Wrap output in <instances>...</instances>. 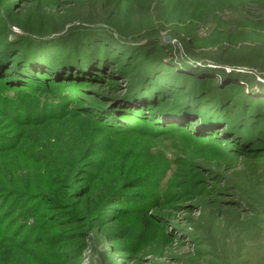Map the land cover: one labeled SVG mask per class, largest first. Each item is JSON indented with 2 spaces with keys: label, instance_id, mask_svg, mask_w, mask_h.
I'll list each match as a JSON object with an SVG mask.
<instances>
[{
  "label": "rangeland",
  "instance_id": "374dc122",
  "mask_svg": "<svg viewBox=\"0 0 264 264\" xmlns=\"http://www.w3.org/2000/svg\"><path fill=\"white\" fill-rule=\"evenodd\" d=\"M263 94L264 0H0V264H264Z\"/></svg>",
  "mask_w": 264,
  "mask_h": 264
},
{
  "label": "trees",
  "instance_id": "16d2710c",
  "mask_svg": "<svg viewBox=\"0 0 264 264\" xmlns=\"http://www.w3.org/2000/svg\"><path fill=\"white\" fill-rule=\"evenodd\" d=\"M81 25H82V23L81 22H83V21H78ZM34 24H36V25H41V24H38V23H34ZM186 50H187V52L191 55V56H193V53H192V50L191 49H189L188 47L186 48ZM225 62V61H224ZM206 69V68H205ZM218 76L221 78V80L223 81V80H225L226 78H228V76H231L230 74H225V73H221V74H218ZM245 76H249V74H246ZM232 79V78H231ZM230 79V80H231ZM236 80H237V78H236ZM255 83H259V82H256L255 81ZM257 97H259V96H257ZM260 100H263L264 101V94H263V96H260ZM236 113H234V115H235ZM237 118H238V116H236ZM236 118V120L234 119V117H233V119L234 120H232L229 124H227L226 126H225V128H232V127H237V126H239V124H241L242 122V120L240 121L239 119H237ZM238 120V121H237Z\"/></svg>",
  "mask_w": 264,
  "mask_h": 264
}]
</instances>
